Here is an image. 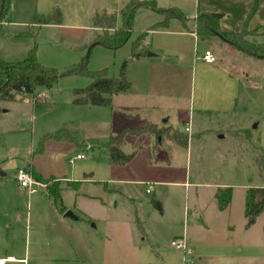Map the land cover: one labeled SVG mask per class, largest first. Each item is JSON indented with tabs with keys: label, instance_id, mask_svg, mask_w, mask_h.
Wrapping results in <instances>:
<instances>
[{
	"label": "rangeland",
	"instance_id": "1",
	"mask_svg": "<svg viewBox=\"0 0 264 264\" xmlns=\"http://www.w3.org/2000/svg\"><path fill=\"white\" fill-rule=\"evenodd\" d=\"M5 1L9 7L0 20L1 59L22 61L36 46L41 64L64 72L89 55L87 69L104 70L109 76L119 75L126 64L125 75L135 86L129 100L115 99L116 106L129 109L128 114L111 105L74 104V90L92 81L80 73L62 75L52 88L38 86L32 94L0 98V181L7 182L0 184V219L4 215L8 221L19 218L11 226L18 244L11 252H23L29 234L33 240V225L40 217L51 218L50 201L59 208L71 207L95 225V260H80L70 240L53 261L44 260V254L35 255L32 244L30 252L22 254L26 264H182V253L171 240L184 232L195 251L193 264H264V210L255 218L245 215L248 190L264 187V60L242 53L217 36L210 38L215 43L196 42L173 19L168 29L158 27L141 39L137 51L147 52L143 61H137L131 55L134 41L164 18L146 6L135 10L131 38L125 44L91 49L97 34L95 13H115L122 26L119 12L130 0ZM156 1L160 7L181 5L191 23L199 5L216 9L226 13L223 25H230L231 31L246 29L248 40L264 44V25L251 30L264 22L249 24L248 16L239 20L246 0ZM253 4H248V14ZM3 5L0 0V13ZM45 18L53 20L38 23ZM206 48L240 74L233 112L210 111L201 116L190 110L193 62ZM153 52L156 55L150 56ZM202 70L197 66L198 73ZM189 120L191 130L184 131L190 137L188 144H163V153L154 156L153 145L159 144L161 136L133 129L119 145L126 153L137 151L136 159L126 165L110 163L107 142L120 123L143 128L154 122L181 129ZM62 129L64 138L50 137ZM78 153L85 157L76 159ZM29 164L51 178L52 185L61 186L59 199L39 191L28 204L14 175L19 167L29 166L32 171ZM136 172L144 181H159L152 193L146 192L145 184L113 180H134ZM69 180L77 185L70 186ZM225 182L234 185L232 197L220 209L216 192L219 183ZM37 200L40 207L34 203ZM27 216L32 221L29 234Z\"/></svg>",
	"mask_w": 264,
	"mask_h": 264
},
{
	"label": "trees",
	"instance_id": "2",
	"mask_svg": "<svg viewBox=\"0 0 264 264\" xmlns=\"http://www.w3.org/2000/svg\"><path fill=\"white\" fill-rule=\"evenodd\" d=\"M259 0H254L253 7L248 14L250 18L258 8ZM146 6L164 16V18L155 23L152 28L167 27L172 19H178L185 29L189 30L188 17L179 7H160L156 0H130L119 12L122 20V26H118V15L108 12H96L93 18V28L97 34L91 49L95 45H102L107 48H118L125 44L130 38L133 31L135 10L139 6ZM9 5L4 0V5L0 13V20L3 13L6 12ZM225 16L223 12L216 11H199L196 17L195 32L199 39H210L219 37L228 42L242 53L264 60V44L254 43L246 38L248 30L242 31H224L220 28L219 22ZM49 18L39 21V24L50 23ZM147 32L142 31L140 38L136 39L133 44L131 55L139 57L146 52L137 51L141 39L146 36ZM90 49V51H91ZM88 57L83 58L82 62L72 66L64 72L57 68L48 67L41 64L36 56V46L29 52L26 59L18 62H8L0 58V98L14 99L16 93L23 92L32 94L36 87L44 86L52 88L62 75L80 73L89 76L92 81L84 88H76L73 92V103L78 105L92 106H110L112 96L125 93L131 87L130 81L125 75V66L123 64L119 75L109 76L106 71H91L87 69ZM146 130L156 129L155 126H148ZM133 129H131L132 131ZM130 130L117 131L110 136L107 147L110 151V163L122 165L130 161L133 153H126L121 147L120 142L125 134ZM158 135L167 136L179 144H187L188 137L180 129L172 127L157 130ZM65 130L51 134L53 138H64ZM29 167V166H28ZM26 167L33 176L48 184V189L56 199L61 197V188L57 184H51V178H45L34 167L31 171ZM77 185V182L70 183ZM232 197V187L218 188L216 198L220 209H225ZM264 210V187H254L248 190L245 202V215L255 218Z\"/></svg>",
	"mask_w": 264,
	"mask_h": 264
},
{
	"label": "crops",
	"instance_id": "3",
	"mask_svg": "<svg viewBox=\"0 0 264 264\" xmlns=\"http://www.w3.org/2000/svg\"><path fill=\"white\" fill-rule=\"evenodd\" d=\"M235 1H239V0H235ZM242 3V2H241ZM246 6L245 7V13H243L241 15V19L244 21L243 19L248 16L247 13V9L248 8V4H253L254 0H246L245 1ZM173 7H181V5H175ZM164 8H169V7H164ZM181 9V8H180ZM264 9V0H259L258 3V8L256 10V12L249 18V24H257L259 22H264V18H261V13L262 10ZM220 10V9H219ZM199 11H216V12H220L218 10H211V9H206L204 7H202L201 5L198 6L196 13L193 16V22L191 23L190 21L188 22V26H189V30L185 29L183 26V31L182 33H187L188 35L192 36L194 38V40L197 42H199L198 35L196 34L195 27H196V17ZM111 13V12H109ZM226 14V13H225ZM57 17V16H56ZM226 16L223 17L222 20H220L219 22V26L222 30L224 31H231L230 30V25L227 26L226 24L223 25V21L225 19ZM135 18V15H134ZM53 19H51L52 21ZM58 20V18H57ZM173 20V19H172ZM169 22V25L167 27H165V29H168L171 25V23L173 21ZM190 20V19H189ZM50 21V22H51ZM263 25H260L259 27H255V28H251V30L253 29H259L262 28L263 29ZM161 28V27H160ZM150 30V31H149ZM146 31L147 34H149L152 31H156V29H148V30H143ZM146 34V36H147ZM207 41V40H204ZM210 42H214L212 40L209 39ZM144 44H146V42H143ZM215 43V42H214ZM227 44H229L228 42H226ZM226 43L222 44L225 45ZM230 45V44H229ZM231 46V45H230ZM207 50H210L215 56H216V60L213 62H208L206 60L203 59V55L205 54V52ZM147 52V50L145 51ZM151 55H156L155 52H153ZM143 58V55H140L137 58H134V60L137 61H141ZM143 61V60H142ZM197 66H199L200 68H203L204 70L200 71L198 73L197 71ZM193 67L195 68V72H193V81H192V88L190 91V110L191 111H199L202 113L201 116H207L206 113L212 111L214 113H228V112H233L234 108H235V104L237 103V94L239 91V83H240V74L235 73L231 68L230 65L227 63V61H225V59L219 55L218 53H214L210 48H206L204 53L202 55H196L194 62H193ZM208 69V71H207ZM199 74V75H198ZM199 77V78H198ZM131 83V87L129 89V91L125 92V93H119L113 96L112 98V104L111 106H113L114 108H118L119 110L123 111L124 113L128 114L129 109L125 108L124 106H116V100L118 98H125L127 100L130 99V95H132V91L134 90V85L133 83L130 81ZM142 91V90H140ZM149 91V90H148ZM147 91V92H148ZM159 90L156 91H149V93H157ZM213 92V93H211ZM159 93V92H158ZM211 94V96H210ZM118 96V98H117ZM126 100V101H127ZM115 121V120H114ZM191 121H187L186 124L180 129L182 132L185 131V127L187 126H191ZM143 128H135L134 126H128L126 124H122L120 123L119 127L117 126L118 129L112 130V132L115 131H121V130H130L131 129H137L139 130V132H144L146 131V127L148 126H155L156 129H153V131L151 130H147L146 132H148V134L150 135H155L158 136L157 130L163 129V128H168V127H172L174 129H179L176 128L174 126H170V125H166L163 127H159L158 124L152 122V123H146L145 125H143ZM191 130V127H190ZM128 133V132H127ZM127 133L125 134V137L127 136ZM113 135V134H111ZM110 135V136H111ZM161 136V135H159ZM225 135H219V137H223ZM188 137V142L190 141V137ZM124 139V137H123ZM122 139V140H123ZM121 140V141H122ZM174 140H172L171 138L167 137V136H161L159 144L158 145H153V155H160V153L162 152V145L166 144L169 147H173V145H176ZM121 147V146H120ZM122 148V147H121ZM133 157L130 161H128L126 164H131L137 156V151H134L133 153ZM30 166H35L34 164H29ZM25 167V166H24ZM27 167V166H26ZM35 169L42 174L43 177L47 178V175H44L41 171H39L37 169V167L35 166ZM4 174H2V176H4ZM134 177H137L134 180H128V179H113L117 182H137L140 184H149V183H153L154 184V189L155 190V184L158 183L159 181H154V182H150V181H144L142 179H140V175L136 172L133 174ZM86 177H90V175H87ZM14 179L15 175H14ZM88 180V179H87ZM75 183L77 181L75 180H69L68 183ZM7 183L6 181L3 182L0 181V184H4ZM69 183L70 186H72ZM5 185V184H4ZM75 186V185H74ZM234 185H231L230 183H219V187L218 188H224V187H232L233 188ZM61 188V186H60ZM147 188V186H146ZM21 193L25 196H27L28 199V204L30 205V203L33 202V196L36 195H29L27 193L26 190H24L23 188H21ZM42 193L46 192L48 193L50 196L51 193L49 192V189L47 188V190H41ZM152 191V192H153ZM147 192V191H146ZM150 192V193H152ZM148 193V192H147ZM38 201V200H37ZM35 201L34 203H37L38 206H41V202L40 201ZM246 202V201H245ZM50 205V210H48L49 213H51V218L47 219V218H39V223L35 224V226L33 225L34 229L36 230L35 236L33 237V240L31 239L30 236V231H31V226H32V221L29 219L30 217L27 216L26 218V228H28V234H29V241H26V244H24V248H23V252L24 254H27V252H30L31 250V245L34 244L36 245V252L35 255H37L39 257V254H44L43 259L46 261H53V260H57L58 257L65 248H67L68 246V242L70 240L73 241L74 247L73 249L76 250V256L80 258V260H95V249H94V238H95V234L93 232V228L95 227V225H91L88 222H86V220L83 218L82 215H80L79 213L77 214L75 211H73V209H71V207H60L56 204V202H48ZM71 210L75 216V218H71V217H66L65 213ZM47 212V211H46ZM84 213V212H83ZM5 215L3 219H0V264H8V263H23L26 264L27 263V258L25 257V255H22L23 252H20L18 255L16 253H12L15 250V247L17 244V237H16V233H15V229H12L11 226L13 225V221H18V217H16L15 219H11V221H8L7 219H5ZM21 220V219H20ZM30 222V223H29ZM11 230V232H10ZM132 233H135L134 230H132ZM175 238H182L185 240L186 244L188 245V240L186 237L185 232L183 234H179L178 236H176ZM173 240V239H172ZM171 240V241H172ZM22 244V243H21ZM23 245V244H22ZM189 246V245H188ZM190 247V246H189ZM191 248V247H190ZM14 249V250H13ZM12 251V252H11ZM194 251V249H193ZM15 252V251H14ZM182 253V252H181ZM194 255H195V251H194ZM182 256V260L184 264V255L183 253L181 254ZM200 258V257H199ZM195 261H196V257H195ZM194 261V263H195Z\"/></svg>",
	"mask_w": 264,
	"mask_h": 264
},
{
	"label": "built area",
	"instance_id": "4",
	"mask_svg": "<svg viewBox=\"0 0 264 264\" xmlns=\"http://www.w3.org/2000/svg\"><path fill=\"white\" fill-rule=\"evenodd\" d=\"M203 59L208 62H213L217 58L216 56L210 51L207 50L203 55ZM185 131H190V126L185 127ZM85 157L84 153H78L76 155V159H81ZM73 161V160H72ZM15 178L19 183V186L27 191L29 195L37 194L41 190H47L48 184L46 182L40 181L36 179L33 174L26 168V167H19L16 171ZM154 189V184L149 183L147 184L146 191L148 193L152 192ZM171 245L180 250L184 255V264H193L195 261V255L192 248H190L184 239L182 238H174L171 241Z\"/></svg>",
	"mask_w": 264,
	"mask_h": 264
},
{
	"label": "water",
	"instance_id": "5",
	"mask_svg": "<svg viewBox=\"0 0 264 264\" xmlns=\"http://www.w3.org/2000/svg\"><path fill=\"white\" fill-rule=\"evenodd\" d=\"M54 20H57V17L54 18ZM65 216L66 217H71V218H75L73 212L71 210H68L66 213H65Z\"/></svg>",
	"mask_w": 264,
	"mask_h": 264
},
{
	"label": "bare ground",
	"instance_id": "6",
	"mask_svg": "<svg viewBox=\"0 0 264 264\" xmlns=\"http://www.w3.org/2000/svg\"><path fill=\"white\" fill-rule=\"evenodd\" d=\"M1 264H3V263H1Z\"/></svg>",
	"mask_w": 264,
	"mask_h": 264
}]
</instances>
